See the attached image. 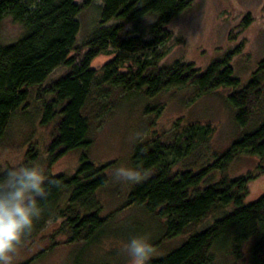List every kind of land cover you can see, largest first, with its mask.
I'll return each instance as SVG.
<instances>
[{
    "label": "trees",
    "instance_id": "obj_1",
    "mask_svg": "<svg viewBox=\"0 0 264 264\" xmlns=\"http://www.w3.org/2000/svg\"><path fill=\"white\" fill-rule=\"evenodd\" d=\"M192 2L0 0V25L8 19L20 27L16 40L0 43V141L12 117L34 102L40 114L39 126H51L45 146L49 163L69 152H80L74 173L46 175L45 197L37 199L41 214L20 245L35 241L49 220H60L50 247L96 243L104 235L114 213L102 215L98 194L109 188L106 170L114 163H95L89 149L96 125L106 121L101 116L112 113L117 101L133 94L152 98L177 87H185L188 96L198 97L223 87L228 89L225 101L233 109L237 126L245 128L259 120L257 126L242 133L223 152H214L213 161L197 171L188 163L179 166L208 146L213 126L198 121L182 127L175 123L170 132L153 130L151 138L137 139L131 163L141 178L132 183L118 209L141 207L161 221L163 234L151 243L153 250L220 214L164 254L150 257L148 264H223L224 257H231L229 264L243 260L264 264V192L252 202L244 201L251 183L264 173V59L243 85L232 66L233 56L241 51L239 46L204 70L180 59L160 65L166 49L158 45L169 37V23ZM90 10L96 12V18L84 31L81 15ZM245 15L248 23L251 17ZM129 24L133 26L130 30ZM102 54L111 58L94 66V59ZM58 68L65 71L50 80ZM26 144L21 164L36 165V142ZM245 154L258 159L256 171L236 177L225 174L228 166ZM12 167H0V183ZM215 172H220L216 179ZM205 178L211 182L201 186ZM57 235L65 239L57 240Z\"/></svg>",
    "mask_w": 264,
    "mask_h": 264
},
{
    "label": "rangeland",
    "instance_id": "obj_2",
    "mask_svg": "<svg viewBox=\"0 0 264 264\" xmlns=\"http://www.w3.org/2000/svg\"><path fill=\"white\" fill-rule=\"evenodd\" d=\"M249 14L251 20L246 23L244 17ZM96 12L86 11L81 15V25L85 31ZM6 19L0 25V43L12 42L19 36L20 27ZM133 26L128 25L130 30ZM169 37L158 48L166 49L159 63L170 64L176 59L194 63L204 70L209 63L224 57L238 46L241 51L232 58L234 74L245 84L257 70L260 61L264 59V0H193L191 6L175 17L168 25ZM83 32V31H82ZM19 33V34H18ZM139 56V55H138ZM111 58L102 54L93 61L94 66H100ZM143 59V57H141ZM63 68L56 69L50 80L63 73ZM264 82V73L263 79ZM226 88H219L211 94L193 97L188 96L185 87L171 88L158 93L152 98L133 94L117 101V107L112 113H104L101 117L106 121L96 125L92 139L90 159L97 164L112 161L108 170L109 182L98 197L103 205V216L114 213L108 219L104 235L96 243L81 241L72 244L62 243L51 246V235L58 228L60 220H49L46 228L35 241H26L18 246L13 264H23L33 258L30 264H129L125 245L134 236L143 235L150 243L161 239L163 228L156 217L148 215L141 207L133 206L118 209L122 206L132 183L115 176L119 167L134 168L131 163L133 145L137 139H149L152 131H172L175 123L180 127L194 121L209 124L215 128L207 147L197 150L182 162L179 168L188 163L192 170L197 171L213 161V153H221L242 133L254 129V121L245 128L238 127L234 120V112L225 101ZM153 105V108L151 106ZM28 109L21 110L13 116L0 141V167L6 164L20 165L24 158L26 143L35 141L39 158L37 166L43 168L45 174L75 172L79 163L80 152L72 151L62 156L53 164L49 163L45 146L50 138V127L39 126L40 114L37 105L30 102ZM151 108L150 110H147ZM157 108H160L156 114ZM99 117V118H101ZM180 131V130H178ZM140 135H143L140 137ZM151 135V136H150ZM116 162V163H115ZM258 159L248 154L234 160L225 171L229 177H236L256 171ZM214 178L220 176L215 172ZM209 181L205 178L201 186ZM264 192V173L251 183L246 203L256 200ZM215 213L204 219L190 231H199L219 217ZM190 232V233H192ZM165 240L160 247L153 250L151 257L164 254L185 238ZM57 240L63 241V235H57ZM49 248L48 250H46ZM231 257H224L223 264H229ZM237 264H248L243 260Z\"/></svg>",
    "mask_w": 264,
    "mask_h": 264
},
{
    "label": "clouds",
    "instance_id": "obj_3",
    "mask_svg": "<svg viewBox=\"0 0 264 264\" xmlns=\"http://www.w3.org/2000/svg\"><path fill=\"white\" fill-rule=\"evenodd\" d=\"M115 176L133 183L141 178L138 170L119 167ZM46 174L37 165H15L0 183V264H13L22 239L29 233L41 209L37 199L45 197ZM129 264H148L153 248L143 235L134 236L125 245Z\"/></svg>",
    "mask_w": 264,
    "mask_h": 264
}]
</instances>
